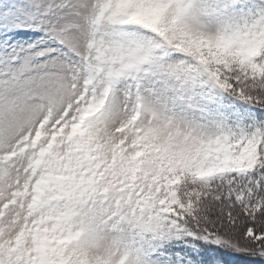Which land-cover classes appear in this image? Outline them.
Returning <instances> with one entry per match:
<instances>
[{"label": "snow or ice", "instance_id": "snow-or-ice-1", "mask_svg": "<svg viewBox=\"0 0 264 264\" xmlns=\"http://www.w3.org/2000/svg\"><path fill=\"white\" fill-rule=\"evenodd\" d=\"M0 264H264V0H0Z\"/></svg>", "mask_w": 264, "mask_h": 264}]
</instances>
